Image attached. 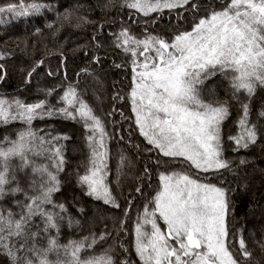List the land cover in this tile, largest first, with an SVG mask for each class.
<instances>
[{
  "label": "snow or ice",
  "instance_id": "snow-or-ice-1",
  "mask_svg": "<svg viewBox=\"0 0 264 264\" xmlns=\"http://www.w3.org/2000/svg\"><path fill=\"white\" fill-rule=\"evenodd\" d=\"M113 6L114 0H107L101 7ZM120 8L134 10L139 33L120 20L119 30L106 37L102 23L77 16V26H95L92 51L86 44L72 49L83 50L84 66L70 77L61 51L55 70L42 69L45 60H35L22 70L14 93L0 92V126L7 133L0 139V264H251L244 230L232 228L230 221L234 201L246 202L257 178L264 199V167L256 163L254 151L259 148L264 165V123L250 118L254 105L258 118H264V0H122ZM45 10L54 9L40 0L6 3L0 6V24L6 23L4 15L19 20ZM56 15L58 21H68L73 11ZM108 48L125 58L111 64L130 70L125 86L115 80L109 85L106 72L101 77ZM7 55L0 51V60ZM38 69L57 82L34 94ZM7 76L0 63V83L6 84ZM105 98L111 109L104 113L107 117H123L122 109L130 104L125 119L133 121L129 127L144 141L141 148L128 133L133 156L144 162L126 185L125 170L136 166L123 151L114 183L108 180V141L113 137L94 108ZM233 112L237 131L228 134ZM57 119L81 125L87 148L83 171H65L66 154L79 149L74 132L53 134L33 127L34 121ZM17 125L18 130L9 131ZM226 143L234 152L251 150L252 158L242 156L234 165L225 157ZM248 168L256 175L242 174ZM225 173L235 187L224 180ZM202 176H215L218 182ZM57 193L67 203L57 202ZM259 207L264 216V205ZM85 224L103 227L61 242L63 226L83 230ZM254 243L264 253V237Z\"/></svg>",
  "mask_w": 264,
  "mask_h": 264
},
{
  "label": "trees",
  "instance_id": "trees-1",
  "mask_svg": "<svg viewBox=\"0 0 264 264\" xmlns=\"http://www.w3.org/2000/svg\"><path fill=\"white\" fill-rule=\"evenodd\" d=\"M16 2V0H0V6L5 5L6 3ZM25 2H31V0H25ZM42 3H48L53 6V11H43L41 14L32 15L28 18H20L13 23L0 24V51L9 53L4 60H0V63H4L5 68L8 72L7 83H0V92L5 93H14L15 90L19 87L21 82V72L22 70L28 68L31 63L35 60L44 59L45 64L41 66L42 69L51 68L55 70L59 64V53L62 51L64 56L67 57V67L69 69V76H72V70H79V67L84 66L87 63V60L84 56L83 50L73 52L72 49L78 44H86L88 46L89 52L92 51V41L91 35L95 30L93 24H83L77 26V16H87L89 20L96 21L97 23H102L104 25L103 32L107 37L111 32L118 31L120 24L119 21L123 20L126 24H129L135 33L140 32V28L136 26V22L139 21V17L135 15L134 10H129L127 8H120L122 0H114V6L108 9H102V5L107 2V0H40ZM119 8V10H117ZM69 9L73 11V15L68 21L57 20V11L61 14ZM155 15V14H153ZM175 12L172 13L174 17ZM129 16H132V20H129ZM7 19H10L8 16ZM115 21V23H113ZM169 21L168 10H165V14L162 18V23L166 24ZM54 23V27L49 29L46 27L48 23ZM175 22V21H173ZM36 28L41 29L39 33L35 30ZM59 29V30H57ZM160 29L158 28L157 31ZM99 38V37H98ZM108 57L106 62L103 65L104 71L101 72V77L103 78L105 72L107 73L108 79L107 83L110 85L112 80L120 82L122 86L127 85L128 79L126 75H130V70L126 73L120 69H115L111 67L112 60H115L116 63H122L124 57L120 54L118 49L108 48ZM103 55V52L99 53ZM99 70V66L93 65ZM38 71H40L38 69ZM35 76V74H34ZM57 81L53 80L50 77H47L44 71H40L39 77H36L32 82V92L35 94L37 88H42L46 85L54 84ZM40 98H43L41 95ZM87 98V97H86ZM31 100V97H29ZM55 102V101H53ZM91 103V100L89 101ZM97 115H100L105 122L106 131L109 136L113 138L108 141V147L110 149V159H109V168L111 172L109 173L108 180L112 183L115 181V169L116 162L119 159L118 153L123 151L126 156L135 164V168L131 171L126 169L128 179L124 181L126 185L130 180L134 172L140 168V165L144 162L143 157H134L133 153L136 149L131 148L128 143L129 136L128 133L131 132V140L133 144H139L141 148L144 147L143 138L139 136L138 131L134 128H130L129 124L133 123L132 120L125 119L130 116V104L125 106L122 111L124 116L121 117L119 113L113 117H107L104 115L105 112L110 111L109 100L104 99L102 105L96 106ZM258 107L253 106L251 120L258 125L264 123V118H258ZM237 113L233 112L230 120L228 121V134H235L237 131L236 125ZM120 123L123 124V128H120ZM114 124L115 129L114 131ZM19 125L10 127L9 131L14 132L18 130ZM33 127L35 129H43L45 132L53 131H65L69 133H75L74 140L76 145L79 146L77 151H69L66 155L68 158V164L65 166V171H73L79 168L80 171H83L84 164L87 161V148L84 146L82 133L83 129L79 123L68 120H48L44 121H34ZM7 134L4 131L3 126H0V139ZM43 134V133H41ZM119 136H124V140L120 141ZM225 157L230 160L234 165H238V160L242 156H247L249 159L252 158V151L246 152L245 150H240L239 152L232 151L231 146L228 143L225 145ZM257 155L256 163L260 167L258 155L259 148L254 150ZM252 175H256L251 168L244 169ZM202 178H205L202 176ZM61 179L64 180V174L61 173ZM75 177L73 176V180ZM205 179H210L213 183H217V177L209 176ZM224 180L232 181V186L235 187L236 181L233 179L230 173L224 174ZM158 181V176L155 172L152 174V187L156 188ZM75 187V185H73ZM63 191V189H62ZM79 195V191L77 190ZM147 194V190H146ZM54 199L57 202H65V197L59 193L54 195ZM87 199V198H86ZM236 211L234 218L230 221V225L234 229H243L244 237L248 244L249 250L253 253V259L251 264H264V253L261 252V249L257 246L254 241L260 240L264 237V216L261 215L260 205H264V199H262V193L260 191V180L257 178L252 189V195L244 203L240 199H236ZM123 203V200H121ZM95 207V204L92 205ZM255 211V215L253 212ZM69 212L74 213V209L69 207ZM247 212V215H245ZM136 213V206H134L130 212L131 219ZM103 227L102 224H97L94 227H90L88 224L83 226L81 229H69L66 225L61 229V242H66L67 239H78L81 235H87L89 231H95ZM131 230V222H130ZM125 240H128L127 237H124ZM130 240V239H129ZM107 245H104L106 247ZM117 255L119 251L117 250ZM133 258L136 259L133 252Z\"/></svg>",
  "mask_w": 264,
  "mask_h": 264
},
{
  "label": "rangeland",
  "instance_id": "rangeland-1",
  "mask_svg": "<svg viewBox=\"0 0 264 264\" xmlns=\"http://www.w3.org/2000/svg\"><path fill=\"white\" fill-rule=\"evenodd\" d=\"M2 18L6 21V23H9V22L13 23L16 21V19H12L11 17H10V19H7L8 15H4ZM6 23H4V24H6ZM1 25H3V24H1ZM141 138H143V137H141ZM40 162H45V161H40ZM132 215H133L132 221H134L136 213H134ZM127 238H128V240L130 239V237H127ZM133 252H134V250H133ZM136 259H138V258H136Z\"/></svg>",
  "mask_w": 264,
  "mask_h": 264
}]
</instances>
